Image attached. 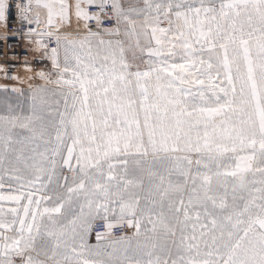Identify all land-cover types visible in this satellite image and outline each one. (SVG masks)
Masks as SVG:
<instances>
[{
    "label": "snow or ice",
    "instance_id": "1",
    "mask_svg": "<svg viewBox=\"0 0 264 264\" xmlns=\"http://www.w3.org/2000/svg\"><path fill=\"white\" fill-rule=\"evenodd\" d=\"M14 7L52 70L0 89V264H264V0Z\"/></svg>",
    "mask_w": 264,
    "mask_h": 264
},
{
    "label": "built area",
    "instance_id": "2",
    "mask_svg": "<svg viewBox=\"0 0 264 264\" xmlns=\"http://www.w3.org/2000/svg\"><path fill=\"white\" fill-rule=\"evenodd\" d=\"M26 0H10V16L8 26L5 29L4 27L0 30V34H3L5 31L8 33V39L0 40V79L7 84L15 82L19 71L24 67H31L35 71H41L46 69L51 65V62L45 57L35 59L31 61L30 51L27 49L26 45L31 40L26 33L30 27L26 22H23L19 18V10L14 7L16 3H25ZM90 11L98 12L99 9L93 6ZM103 18V17H102ZM91 26L93 30L95 29L94 22ZM104 26H111L105 24ZM31 27H35L32 25ZM44 26L41 24L40 30L43 31ZM55 44L52 42L49 47H54ZM96 231H105L102 222L98 223ZM132 229L125 228L123 230L114 229V234L119 236L122 234H131ZM95 236V234L93 233Z\"/></svg>",
    "mask_w": 264,
    "mask_h": 264
},
{
    "label": "rangeland",
    "instance_id": "3",
    "mask_svg": "<svg viewBox=\"0 0 264 264\" xmlns=\"http://www.w3.org/2000/svg\"><path fill=\"white\" fill-rule=\"evenodd\" d=\"M2 28L3 27L0 26V30ZM79 30L82 31L83 30L82 27ZM62 31H67V32H71V33L75 34V32L77 31V27H76V24H75V18H73V25H72V27L63 29ZM26 47L30 51L31 61H35V59H38V58L43 57L42 53L37 50V45L34 44V43H32L31 40L26 45ZM29 68L31 69V71L28 70ZM51 70L52 69H51V65H50L48 68L42 69L41 71H46L47 72V71H51ZM39 72L40 71H35L31 67H24V68H22L19 71V73L17 75V78L18 79H16L15 82H13L11 84H7L4 81H2V79H0V89H2L4 86H7L9 89H11V88H21L24 91H27L28 90V87H29V84H32L33 86H38V85H40V84L43 83V81H41L39 79V77L36 75ZM29 77H32V78L29 79ZM0 94H2V93H0ZM91 242L97 243L94 235H92L90 237V239H89V243H91Z\"/></svg>",
    "mask_w": 264,
    "mask_h": 264
},
{
    "label": "crops",
    "instance_id": "4",
    "mask_svg": "<svg viewBox=\"0 0 264 264\" xmlns=\"http://www.w3.org/2000/svg\"><path fill=\"white\" fill-rule=\"evenodd\" d=\"M92 244H95V242H91Z\"/></svg>",
    "mask_w": 264,
    "mask_h": 264
}]
</instances>
